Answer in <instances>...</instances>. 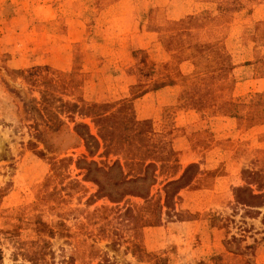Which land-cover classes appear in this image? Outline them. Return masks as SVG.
Wrapping results in <instances>:
<instances>
[{"label": "rangeland", "instance_id": "obj_1", "mask_svg": "<svg viewBox=\"0 0 264 264\" xmlns=\"http://www.w3.org/2000/svg\"><path fill=\"white\" fill-rule=\"evenodd\" d=\"M0 264H264V0H0Z\"/></svg>", "mask_w": 264, "mask_h": 264}, {"label": "trees", "instance_id": "obj_2", "mask_svg": "<svg viewBox=\"0 0 264 264\" xmlns=\"http://www.w3.org/2000/svg\"><path fill=\"white\" fill-rule=\"evenodd\" d=\"M97 107H92L90 110H92L93 111V114H94V112H95V109H96ZM94 116L96 117V119H97V121H100V122H102V127H104L103 126V122H105L106 120H107V117L106 116H104V114L102 113V114H94ZM86 138L87 139H90V137L89 136H86ZM100 139L102 140V142H104L105 141V139H103V137L100 135ZM116 145H115V143H113L112 145H111V141H109V140H107V144L104 146L105 148L106 147H115ZM104 152H105V150H104ZM103 152V153H104ZM149 166L147 165V166H144V170L145 169H147ZM96 171H98V170H96ZM135 181H136V178L134 179ZM137 180H142V179H140V178H138ZM176 183V181H170V182H168L166 185H174ZM27 255V254H26Z\"/></svg>", "mask_w": 264, "mask_h": 264}]
</instances>
